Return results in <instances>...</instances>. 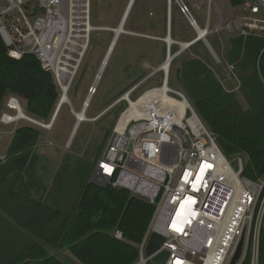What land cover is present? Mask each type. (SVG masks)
I'll list each match as a JSON object with an SVG mask.
<instances>
[{
  "label": "built area",
  "instance_id": "built-area-1",
  "mask_svg": "<svg viewBox=\"0 0 264 264\" xmlns=\"http://www.w3.org/2000/svg\"><path fill=\"white\" fill-rule=\"evenodd\" d=\"M174 1L194 32L183 51L202 42L215 63L222 65L207 43L210 34L225 31L230 38L264 40V0H230L237 12L228 14L214 0H205L203 26L183 0ZM212 12L218 21L211 26ZM90 14L91 0H0V38L6 55L15 60L34 55L41 69L51 73L58 91L48 123L28 116L20 100L8 95L0 110V124L11 129L9 134L21 122L50 130L61 107L70 106L71 85L89 48L91 33L97 28L91 25ZM101 29L111 31L108 27ZM262 53L264 47L258 59ZM224 69L232 82V88L225 91L238 92L241 82L235 74V63L226 62ZM255 69L264 85L258 60ZM155 74L151 72L133 85L124 93L127 98L122 95L96 116L81 121L95 122L119 103L126 104L114 123L106 150L94 163L90 181L126 190L154 206L152 219L137 246L136 264H152L161 251L168 253L164 264H230L241 240L236 264H260L264 174L256 180L245 177L247 157L225 156L181 92L168 88L167 95L177 103H187L182 117L175 104H162L149 96L159 87L143 90L133 98ZM168 80L167 74L162 75L161 85H168ZM146 95V100L138 103ZM63 96L66 99L61 103ZM4 133L0 132V142ZM4 160L5 155L0 154V162ZM221 188H227L228 193L215 214L213 208ZM153 233L161 236L163 243L146 256V245ZM112 235L123 239L119 230Z\"/></svg>",
  "mask_w": 264,
  "mask_h": 264
},
{
  "label": "trees",
  "instance_id": "trees-1",
  "mask_svg": "<svg viewBox=\"0 0 264 264\" xmlns=\"http://www.w3.org/2000/svg\"><path fill=\"white\" fill-rule=\"evenodd\" d=\"M230 44V61L246 76L240 87L246 109L196 58L180 64L176 80L223 154L245 155L244 176L256 180L264 174V90L260 92L258 83L247 76H257L258 60L264 77V53L258 59L264 40L236 37ZM10 94L24 102L28 116L43 122L50 119L58 100L51 73L42 70L32 54L9 58L0 38V110ZM39 137V128L20 125L0 162V264H136L137 246L154 206L126 190L92 183L95 162L81 172L80 164L76 162V167L68 156L48 193L37 173L34 148ZM64 176L71 179L64 183ZM115 230L122 232V240L113 237ZM259 261L264 264V229Z\"/></svg>",
  "mask_w": 264,
  "mask_h": 264
},
{
  "label": "rangeland",
  "instance_id": "rangeland-1",
  "mask_svg": "<svg viewBox=\"0 0 264 264\" xmlns=\"http://www.w3.org/2000/svg\"><path fill=\"white\" fill-rule=\"evenodd\" d=\"M127 2L128 0H91V25L97 28H115L122 17ZM183 2L188 6L198 24L203 26L206 16V1L183 0ZM214 3L218 8L223 10L224 14L237 12L230 4V0H214ZM166 17H169V24L173 30V37H171L173 41L187 43L193 39V29L179 12L174 0L169 4L167 0H135L124 29L126 31H135L133 33L137 35L120 36L102 73L96 91L93 89L92 83L113 34L111 31H92L89 48L68 94L70 106L65 104L61 107L50 130L39 128L40 137L34 148L38 159L37 173L44 184L47 185L48 193L51 192L53 178L58 169L62 163H65L64 157L68 156L74 159L75 162H72L75 166V163L78 162L80 164L79 170L83 172L93 165L95 156L100 148L101 153L99 156L102 155L110 142L114 123L126 107V104L121 102L97 121L79 123L74 130L76 120L73 112H78L84 100L90 95L92 99L87 108L86 117L92 118L96 116L120 98L133 85L148 76L153 69L161 65L166 53V44L162 41L166 35ZM225 20H227V17ZM217 21L218 19L212 12L211 26ZM149 23H155L154 27H151ZM207 43L215 55L222 60V65H217L210 51L202 42H198L172 60L168 76L170 81H168L169 88L182 94L184 93L182 85L176 80V69L179 68L184 60L194 58L199 60L212 72L224 90L232 88V82L224 69L225 63L231 62V54L229 52L231 48L230 35L225 31L212 33L207 37ZM178 49L179 47L176 44H173L171 47L172 52H176ZM235 74L238 75L240 82L246 80V76L241 72L239 73L237 68ZM162 75V72H157L146 80L133 95V98L143 90L160 87ZM256 77L248 75L247 80H255L261 92L264 90V85ZM250 85L253 86L252 83ZM91 90L95 91V93L93 92V94ZM231 93L235 94L236 100L241 104L243 109H246L247 104L243 99L241 89L238 92ZM20 103L24 109V102L21 100ZM49 120L44 123H48ZM23 124L21 122L19 125ZM10 130V128L0 124V132H5L0 142V154L5 155L6 153L12 136L11 133H8ZM70 179L69 176H64L63 181L65 183ZM227 193V188H221L218 200L213 208V213L216 214L220 203L226 199ZM61 255L72 261V257L69 254L63 252Z\"/></svg>",
  "mask_w": 264,
  "mask_h": 264
},
{
  "label": "bare ground",
  "instance_id": "bare-ground-1",
  "mask_svg": "<svg viewBox=\"0 0 264 264\" xmlns=\"http://www.w3.org/2000/svg\"><path fill=\"white\" fill-rule=\"evenodd\" d=\"M134 2H135V0H128L126 6L124 8L122 17L120 19L121 22L119 21L120 23H118V25L115 28H110L113 35H112V38H111L109 45H108V48H107V50H106V52L102 58V61L100 63V66L97 70V73H96L94 80H93V83H92V87L95 91H96V88L99 84L102 73L108 64L107 62L110 59L109 57H111V54L113 53V51L117 45L119 37L123 34L135 36V34H128V32L124 29V25H125L130 13H131ZM170 2H172V0H170ZM96 30H103V29L96 28ZM141 37H145V36H141ZM162 41L166 45L169 44L170 53L168 56H167V52L165 53L164 61L161 63V65L158 68L153 69L152 72H154V73L162 72L163 75L167 74L169 76L170 65H171L172 60L175 58V57L174 58L172 57V52H171L172 45L173 44L178 45L179 49H182V51H183V49H185L187 47V45H186V43H182V42H178V43L174 42L170 35H169V37H167V34L165 35L164 39H162ZM168 88H169L168 85L162 84V85H160L159 88H157L151 94H149V96L150 95L153 96L156 100H159L162 104H175L179 108V113H180L179 116L182 117L184 114V107L187 105V103L186 102H180V103L178 102L177 103L173 98L171 99L170 97H168V95H167V91L169 90ZM127 96H128V94L124 95V98H127ZM147 96L148 95H146V97L142 96L138 103L144 102L146 100ZM65 99H66V97L63 96L61 103H63L65 101ZM91 99H92V97L90 95L87 96V98L84 100V102L82 104L81 109L78 112H74L73 115H74L75 119L77 120L76 123H81V121H86V111H87L88 106L90 105ZM57 116H58V114L56 115V118H57ZM124 117H126V115H124ZM76 125L77 124H75V127H76Z\"/></svg>",
  "mask_w": 264,
  "mask_h": 264
},
{
  "label": "water",
  "instance_id": "water-1",
  "mask_svg": "<svg viewBox=\"0 0 264 264\" xmlns=\"http://www.w3.org/2000/svg\"><path fill=\"white\" fill-rule=\"evenodd\" d=\"M168 3H170V0H168ZM169 35H170V26H169V22H168L167 37H169ZM166 49H167V54H169V50H170L169 49V44L166 45ZM181 51H182V49H178V51H176V52H174L172 54V57L173 58L177 57L180 54ZM91 182L96 184V185H98V186L105 187L104 184H100V183H97V182H94V181H91ZM162 243H163V238L161 236H159L157 234H154V233L151 234V236L149 237V240L147 242L146 249H145L146 256H150L153 253H155L160 248ZM241 249H242V240L238 244L230 264H236V262L239 259L240 254H241ZM167 256H168L167 251H161L158 255H156L152 259V264H164L166 259H167ZM22 264H28V263L25 262V263H22Z\"/></svg>",
  "mask_w": 264,
  "mask_h": 264
},
{
  "label": "crops",
  "instance_id": "crops-1",
  "mask_svg": "<svg viewBox=\"0 0 264 264\" xmlns=\"http://www.w3.org/2000/svg\"><path fill=\"white\" fill-rule=\"evenodd\" d=\"M133 8V7H132ZM132 11V10H131ZM168 22H169V17H166V22H165V28H166V34H167V32H168ZM155 23H156V21H155ZM155 23L154 24H150L149 23V25L151 26V27H154V25H155ZM169 26H170V24H169ZM128 33H133V32H135V31H130V30H128L127 31ZM172 32H173V30H172ZM123 35H125V34H123ZM132 36V35H131ZM170 36H171V27H170ZM119 39H120V37H119ZM119 41V40H118ZM191 48V47H190ZM74 128H75V125H74ZM74 128H73V130H74Z\"/></svg>",
  "mask_w": 264,
  "mask_h": 264
}]
</instances>
